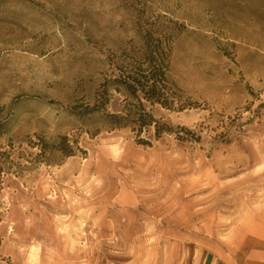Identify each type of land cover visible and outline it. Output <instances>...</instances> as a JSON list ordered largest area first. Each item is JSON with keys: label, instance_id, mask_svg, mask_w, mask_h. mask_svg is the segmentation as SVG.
Segmentation results:
<instances>
[{"label": "rangeland", "instance_id": "obj_1", "mask_svg": "<svg viewBox=\"0 0 264 264\" xmlns=\"http://www.w3.org/2000/svg\"><path fill=\"white\" fill-rule=\"evenodd\" d=\"M156 44L184 107L143 145L82 111ZM0 151V264L264 248V0H0Z\"/></svg>", "mask_w": 264, "mask_h": 264}, {"label": "trees", "instance_id": "obj_2", "mask_svg": "<svg viewBox=\"0 0 264 264\" xmlns=\"http://www.w3.org/2000/svg\"><path fill=\"white\" fill-rule=\"evenodd\" d=\"M168 49L159 44L145 49L142 57L134 60L130 67L120 69L113 77L105 78L95 92L92 105H85L84 115L102 114L108 129L129 128L138 144L150 145L149 138L142 137L143 131L153 127L152 137L158 139L164 132H171L172 127L159 119L148 109L147 104H159L169 109H181V103L175 106L178 95L172 89V82L168 77ZM122 97L121 107L106 111L111 93ZM193 135V133L183 127ZM65 141L66 138L63 137ZM64 148H67L65 143ZM4 152L0 151V155ZM0 166V171H1Z\"/></svg>", "mask_w": 264, "mask_h": 264}, {"label": "crops", "instance_id": "obj_3", "mask_svg": "<svg viewBox=\"0 0 264 264\" xmlns=\"http://www.w3.org/2000/svg\"><path fill=\"white\" fill-rule=\"evenodd\" d=\"M200 262V264H264V248L250 247L242 254L240 259L226 255L223 257L208 250L202 252Z\"/></svg>", "mask_w": 264, "mask_h": 264}]
</instances>
